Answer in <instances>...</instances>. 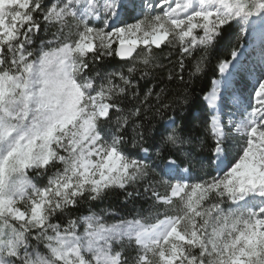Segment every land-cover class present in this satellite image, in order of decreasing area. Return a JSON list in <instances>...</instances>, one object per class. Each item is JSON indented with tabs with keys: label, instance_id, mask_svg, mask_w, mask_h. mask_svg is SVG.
I'll list each match as a JSON object with an SVG mask.
<instances>
[{
	"label": "snow or ice",
	"instance_id": "6c2138e0",
	"mask_svg": "<svg viewBox=\"0 0 264 264\" xmlns=\"http://www.w3.org/2000/svg\"><path fill=\"white\" fill-rule=\"evenodd\" d=\"M0 264H264V0H0Z\"/></svg>",
	"mask_w": 264,
	"mask_h": 264
},
{
	"label": "trees",
	"instance_id": "16d2710c",
	"mask_svg": "<svg viewBox=\"0 0 264 264\" xmlns=\"http://www.w3.org/2000/svg\"><path fill=\"white\" fill-rule=\"evenodd\" d=\"M163 78L166 79V73L163 74ZM186 79H187V75H186ZM206 80L207 78H205L204 80H201V81H197L195 84H194V93H193V96H194V100H195V103L193 105V111L195 112L196 111V108L199 104V97L202 95L201 93V89L204 87V84L206 83ZM143 83V82H142ZM154 83V81H153ZM149 86H151V84H149ZM160 86H163V85H160ZM168 87L172 90L176 89V88H179V87H182V85H180L179 83L177 84H169ZM157 90H159L157 88ZM122 200V198H121ZM113 202L114 199H113ZM139 204H143L145 208L148 207V204L144 202V199L142 198L140 201H139ZM139 206V205H137ZM129 210L132 208V205H129Z\"/></svg>",
	"mask_w": 264,
	"mask_h": 264
}]
</instances>
